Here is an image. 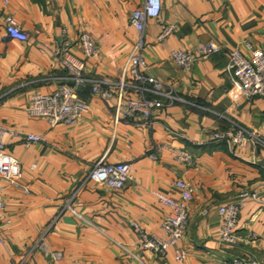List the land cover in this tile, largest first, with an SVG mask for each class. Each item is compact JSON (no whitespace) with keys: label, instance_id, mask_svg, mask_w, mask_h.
I'll return each instance as SVG.
<instances>
[{"label":"crops","instance_id":"1","mask_svg":"<svg viewBox=\"0 0 264 264\" xmlns=\"http://www.w3.org/2000/svg\"><path fill=\"white\" fill-rule=\"evenodd\" d=\"M144 2L0 0V124L25 136L43 137L30 148L19 138L6 140L23 178L18 184L0 180L5 203L0 264H223L251 255L264 259L259 244L248 241L251 234L264 237V143L242 147L214 140L216 134L240 127L264 142V98L243 95L230 57L234 49L246 51L247 41L264 51V0H163L160 18L150 20L144 33L147 73L185 101L156 110L152 128L142 119L117 122V99H104L83 87L80 96L90 110L76 125L51 128L26 112L34 92L57 89L67 75L56 56L65 30L81 60L79 36L88 33L97 42L100 57L87 63L86 76L104 81L129 77L128 63L139 39L130 16ZM9 18L17 20L28 42L8 36ZM169 28L171 33L160 40ZM209 42L223 50L198 58L191 70L171 58L179 49L198 57L200 46ZM177 150L188 151L194 166L177 162ZM101 161L132 164L124 190L88 180ZM179 179L194 189L182 242L188 254L184 262L177 261L174 246L164 259L144 252L132 225L161 236L171 210L153 192L178 196ZM243 192L258 194L260 201L249 202L241 213L240 244L227 246L218 240V209Z\"/></svg>","mask_w":264,"mask_h":264},{"label":"built area","instance_id":"2","mask_svg":"<svg viewBox=\"0 0 264 264\" xmlns=\"http://www.w3.org/2000/svg\"><path fill=\"white\" fill-rule=\"evenodd\" d=\"M163 0H145L142 8L131 13V26L137 31L139 39L134 46L129 63V77L113 81H104L96 77L86 76L87 63L100 57L99 47L95 39L88 33H82L78 38L84 60L77 58L73 52L74 43L69 39L65 30L62 44L57 48L56 56L60 66L67 75L62 84L48 93L34 92L26 109L32 118L46 120L51 128L59 125H76L79 120L89 112L90 105L80 96L79 88H90L92 93L104 99H117L116 121L131 122L143 120V125L152 128L154 125V112L172 106L185 100L178 96L171 86L150 76L147 73V63L144 56V33L150 20H158L163 11ZM173 28H169L160 37L165 40ZM6 32L15 41L25 43L29 41L28 34L21 28L15 18H9ZM246 51L234 49L230 52L232 69L240 82L243 95L246 98H264V51L256 48L250 42H245ZM223 50L216 42H209L200 46L199 56L195 57L186 50H173L171 58L184 70H191L197 59H206ZM74 84V85H72ZM136 94L137 97H129ZM16 137L24 141L27 148L43 141V137L35 134L25 136L22 132L10 129L0 124V180L8 183H19L23 178L20 162L6 149V140ZM214 140L224 141L236 146L248 147L250 144L264 143L254 133L244 129L235 128L218 133ZM175 160L190 168L194 166L193 156L186 150H177ZM133 166L130 163H97L88 173V180L106 186L113 191L124 190L131 181ZM178 196H167L153 192L157 200L171 212L165 217L161 225V236L148 234L138 224L133 223L140 241L139 246L144 252H151L157 258H166L171 247H176V259L184 262L188 258L182 247L190 224L188 204L193 200L194 189L192 185L179 179L175 182ZM26 192L28 186H23ZM75 192L70 198L72 205L77 198ZM252 201H260L256 193L243 192L235 201L219 207L220 229L218 240L227 246L240 244V216L245 206ZM5 203L0 188V221L3 218ZM251 243H258L264 256V237L251 234ZM4 240L0 234V246ZM223 264H264V259L251 255L244 258H233Z\"/></svg>","mask_w":264,"mask_h":264}]
</instances>
